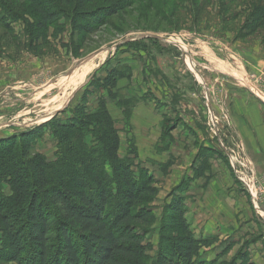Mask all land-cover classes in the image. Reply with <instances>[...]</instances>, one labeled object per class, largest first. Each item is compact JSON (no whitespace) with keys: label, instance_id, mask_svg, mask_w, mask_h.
Returning <instances> with one entry per match:
<instances>
[{"label":"rangeland","instance_id":"rangeland-1","mask_svg":"<svg viewBox=\"0 0 264 264\" xmlns=\"http://www.w3.org/2000/svg\"><path fill=\"white\" fill-rule=\"evenodd\" d=\"M7 1L22 17L10 26V30L5 29L0 23V126L12 120L20 124L21 128L11 131L10 127L5 128L8 130L0 128V138L37 127L46 122H41L44 117L49 118L48 121L55 112L65 109L57 117L67 119L83 100H86L90 110H94L97 108L98 97L105 93L99 91L97 82L102 84L100 79L106 75V70L118 65L132 67L133 79L120 80V89L116 92L118 95L115 101H109V109L117 120V127L120 130V154L125 155L129 144L135 142L140 161L144 166L150 167V172L158 181L159 193L151 204L156 214V223L148 236V241L151 243L149 254L152 257L149 264L153 258L156 259L164 204L171 191L181 184L186 195L192 191L193 186L196 191L195 196L204 191L209 198L215 195L214 193L224 190L221 187L227 179H233L226 169L228 163L222 159V162L219 161L217 159L219 157H216L217 163L212 164L213 180L209 177L211 181L201 180L194 182L193 185L192 180L186 179L187 172L190 173L191 168H194L192 162L197 158L198 150L193 147V135L190 134L189 139L185 137L187 133L186 128H183L185 122L192 126H195L194 122H199L207 141L218 148L216 144L218 135L215 132L217 128V133L224 144L240 161L239 169L244 172L247 179L251 178L254 195H257L255 189L258 190L264 209V174L256 170L255 162L250 158L247 149L241 147L232 122L233 117H237L233 109L236 107L235 102L237 99L243 100L246 96L240 92L235 94L236 96L232 95L238 91L237 88L240 90L248 88L249 90H246L255 97L264 98V66L255 63V60L264 61V24L254 32L250 31L249 26L253 11L257 7H262L264 0H135L129 4L124 2L125 6H120L112 16H102L103 21L95 24L87 33H80L79 29L75 28V23L70 21L72 9L79 2L75 0L71 5H63L69 17L63 16L49 29L46 37H41L36 32L33 34L37 13L30 1ZM107 4L110 5L106 0H87L84 7L79 6L78 11L96 12ZM80 22L88 23L78 19V23ZM170 41L175 42L176 45L171 44ZM181 48L191 54L189 59L181 54ZM101 51L107 52L106 58L102 62L98 56L93 59L91 62L96 61L98 66L88 74L84 83L72 93L61 109L53 110L48 115L47 111L58 104L59 95L63 96L64 87H60L59 83L61 79L75 71L83 60ZM109 57V63L104 64ZM154 59L161 66L163 73L157 71L158 75L152 77L149 89L155 91L151 93L153 96L155 93L161 101H164L162 107L155 105L150 97L144 98L145 101L139 104L140 100L138 101L136 97L142 92L145 95L150 94L148 93L150 90L145 92L147 86L142 79V73H144L143 69L148 71L149 68L154 69ZM194 61L211 64L214 67L220 65L225 71L236 73L242 79L238 82L233 77L229 78L230 75L226 77L204 70L203 78L200 79V74L197 77L200 79L199 82L196 80V75L188 71L189 66L198 65ZM147 70L146 72L149 73ZM119 95L134 98L131 127L124 119L123 109L118 107ZM205 96L208 98L206 99ZM163 112L171 114L173 119L178 117L180 119L178 125H181L183 131V136L178 138L177 145L173 148L176 159L172 162L171 165L174 167L167 176L162 175L159 166L152 163L153 160L166 161L170 155L168 153L160 155L156 152V141L163 132V130L160 132ZM213 114L217 117L216 125L211 120ZM48 128L47 126L44 129L43 135L38 139L35 151L53 159L57 150V141ZM130 135H134V141L130 139ZM185 142L189 143L190 147H185ZM228 160L230 164V159ZM249 160L254 164L253 171L249 169ZM207 169L211 171V166ZM135 170L137 171L136 167ZM179 170L181 172L178 173ZM241 188L248 194L242 186ZM6 190L9 192L7 187ZM218 196L222 194L218 193ZM245 204L252 206L250 200ZM250 209L253 211V207L247 208L249 212ZM249 212L246 216H243L242 212L236 215L243 216L239 219L243 226L248 221L245 219L249 217ZM214 213V217H217L218 213ZM258 215L262 220L260 227L264 229V214ZM216 219L218 220V217ZM217 220L205 222L210 224L224 222ZM224 220L228 230L231 228L230 221ZM231 238L222 241L221 244L227 246V241ZM215 239L216 243L212 247L204 249L208 259H214L221 247L217 242L225 238L215 237ZM231 243L229 245L232 247L231 250L222 255L220 260H230L239 249L238 246L234 247L233 241ZM165 254L170 255V251L167 249ZM0 264L19 263L0 259Z\"/></svg>","mask_w":264,"mask_h":264},{"label":"trees","instance_id":"trees-1","mask_svg":"<svg viewBox=\"0 0 264 264\" xmlns=\"http://www.w3.org/2000/svg\"><path fill=\"white\" fill-rule=\"evenodd\" d=\"M28 1L37 13L33 34L46 37L63 16L69 17L63 5L75 0ZM86 1L79 0L69 17L80 33L89 32L103 21L102 16H112L120 6L135 0H106L110 5L99 11L79 12ZM21 17L7 0H0V23L5 29L10 30ZM78 19L88 23H78ZM251 20V32L264 24V5L253 11ZM109 61L110 57L104 64ZM131 68L118 65L106 70L102 84L97 82L99 91L105 93L98 97L94 110L83 100L67 119L57 117L65 109L37 127L0 138V259L19 264H149L148 236L156 223L151 204L159 193L158 181L140 161L135 142L125 155L120 154V130L109 109L120 80L132 79ZM119 96L118 107L131 127L134 98ZM179 121L178 117H164L159 151L169 149L171 132ZM47 126L57 141L53 159L35 151ZM130 136L134 141V135ZM198 150L202 161L195 174L202 176L215 152L202 144ZM171 164L169 161L162 169L166 171ZM182 186L177 185L164 204L158 250L151 264H258L251 260L246 245L230 260L220 258L231 246L214 259L207 258L204 249L212 247L216 239L195 234L186 217Z\"/></svg>","mask_w":264,"mask_h":264},{"label":"crops","instance_id":"crops-1","mask_svg":"<svg viewBox=\"0 0 264 264\" xmlns=\"http://www.w3.org/2000/svg\"><path fill=\"white\" fill-rule=\"evenodd\" d=\"M170 42L171 44L176 45L175 42L173 41H170ZM203 47L205 48V45ZM181 50H182L181 54L185 55V57H188L189 59L191 54L184 51L182 48ZM255 59H257V57H255ZM196 63H198V65H196L195 67L189 66L190 68L188 69V71H190L194 76L196 75L197 81H199L197 77H199L200 75H201L200 78H203L202 72L204 70H208L209 72L217 73V74H220L226 77H229L230 75L229 78L233 77L234 80H237L238 82L242 79L241 77H238L236 73L231 74L230 72L225 71L223 67H221L220 65H218V67H214L211 64L207 65L206 63H204L205 64L204 65L203 63L199 61ZM255 63L257 65L264 66L263 60H260V61L255 60ZM154 66L155 67L153 70L151 68H149V71L146 69L151 74V76H149V73H147L146 70L143 69L144 73H142V77H143L142 79L145 85L147 86V89L145 92H148L150 90V92H148L150 94L145 95L142 92L141 95H138L140 99L139 104L145 101L144 98L150 97L155 102V105H157L158 107H162V102L164 101H161L160 97L156 95L155 93L153 96L151 93L155 91L149 89V87H151L150 81H152V77H155V75H158L157 71L161 74L163 73L161 66L159 65L157 60L155 61V59H154ZM250 85H252V83H250ZM237 89L238 91H235V93L232 95L236 96L235 94L240 92V93L245 94L246 96L245 98H243V100L237 99V101L235 102L236 107L233 109L237 117L235 118L234 116L232 119L233 128L235 130L237 139L239 140L241 147L243 149L244 147L247 149L250 155V158L255 162L256 170L264 174V99L258 98L257 96L255 97L253 93H249L247 91L249 90L248 88H245V90H240L239 88ZM205 98L207 99L208 97L205 96ZM174 110L176 111V109ZM162 115L163 116H162L160 123H162L165 116L168 115L171 117V114H169L168 112H163ZM194 123H195V126H192L191 124L185 122V127L183 128H186L185 129L187 132V133L185 132L186 139H189L191 137L190 134H192L193 135L192 137L194 138V139L192 138L193 147L195 146L198 150V146L202 144L212 149L215 152V154L209 157V165L211 166V171L210 169H205L204 175L196 176L195 172H197V169L201 163V161L197 159L198 151H199L198 150L196 153L197 158L194 159L192 162V164L194 165V168H191L190 173L187 172L186 179L192 180L193 181L191 182L192 184L194 182L201 181V180H203L204 182L213 180L214 178L213 168L214 167L212 164L213 162L217 163L218 160L221 162L222 160H224L226 163H228L229 168L226 166V169L228 170L231 177L233 176L232 177L233 179L231 180L227 179V181L224 183V186L221 187L224 190L214 193L216 196L215 195L209 196V198H207L206 193L203 191L204 189H202L203 193H198V195L195 196L194 192L196 191H194L193 186H192L191 190L193 192L190 191L188 194H186V204H187L186 217L189 223L191 224L192 229L194 230L195 234L198 237H202V238L224 237L225 238L224 240L219 239V241L217 242L219 244L218 246H221L218 251L216 250L218 253L223 251V249H225L229 245H231L232 244L231 242L233 241L234 247L238 246V248H241L243 245H246V248H248V251L251 256V260L253 262H256L258 264H264V229L263 228L261 229L260 227L262 220L260 219L258 215L259 213L264 214V209L262 208L263 201L261 200L259 196L258 190L255 189L258 196L254 195V193H252L253 191L250 192L245 187V185L240 181V179L237 177L235 170L232 167L231 163L229 164V160H228L229 157L226 151H224L220 147L219 140L222 141V139L219 136V134L216 138L217 140L216 144L218 145V148H217V147H214L212 143L207 141V139L205 138V133L203 132L202 127L200 126V123L199 122H197L198 124L196 122ZM19 125L20 124H17L13 122L12 120H9L6 123H2L0 128L5 129L6 127H10L9 129L11 131L12 129L17 130L21 128ZM161 126H163V123L161 124ZM161 126H160V132L162 131ZM189 127H191L192 129L188 130ZM178 129H180V131ZM5 130H8V129H5ZM177 130H178V133L176 132ZM171 133H172L173 139L170 142L169 149H168L169 151L168 150L159 151L158 149H156V152L159 153L160 155L167 154V153L170 154L168 159L166 161H160V162H156L153 160L152 162L153 164L159 166V170L161 169L160 171L162 175L164 176H167V174L170 173V171L174 167V165H171L166 171L162 169V165H165L169 161L174 162V159H176V155L173 152V148L175 145H177L178 138L181 135L183 136V131H181V125H177L175 130H173ZM160 138L156 141V147L160 142ZM185 147H190V144L185 142ZM216 157H219L217 158L218 160L216 159ZM146 167L150 168L149 166H146ZM237 168L239 169V165L237 166ZM249 169L251 171L255 170L254 164L250 160H249ZM179 172H181V170H179L178 173ZM209 177H211L210 178L211 180L208 179ZM241 186L244 188V190L248 194L242 191ZM228 188H230V190H228ZM255 188H257V186H255ZM199 192H200V189H199ZM218 193L222 194V196H218ZM249 200L252 203V206L250 205L245 206L246 205L245 202L246 201L249 202ZM248 207L249 208L253 207V211L250 209V212H249V210H247ZM214 212L218 213V216H217L218 220H221L224 222H221V223L219 222L218 224H215V223L210 224L209 222H205L206 220L208 221L217 220L216 219L217 217L216 216L214 217V214H215ZM239 212H242L243 216H246L247 213L249 212V217L245 219L248 221H246L244 226L242 225V221L239 220L243 216L240 214L236 216ZM228 216L230 218H228ZM224 219H227L230 221L229 226L231 228H228V230L226 227L227 225L225 226L226 221ZM233 219L235 222L232 221ZM230 237L232 238L231 240L227 241L228 243L227 246H225L224 244H221L222 241H226Z\"/></svg>","mask_w":264,"mask_h":264},{"label":"bare ground","instance_id":"bare-ground-1","mask_svg":"<svg viewBox=\"0 0 264 264\" xmlns=\"http://www.w3.org/2000/svg\"><path fill=\"white\" fill-rule=\"evenodd\" d=\"M106 51H101V52H99L97 54L91 55V57L87 58L86 60H83L81 62V64L79 63L80 66L75 71H72L69 75H66V76H64L61 79V82H59V83H60V87L61 86L64 87L63 96L59 95V97H58V99H59L58 104L55 107H52L51 109H49V111H47L48 115L53 110L61 109L64 106V103L69 99V97L72 95V93L79 86H81L84 83V81L86 80L88 74L94 68H96L98 66V63H96V61H94V62H91V61L98 56V59L102 62L106 58V56H107V52ZM231 74H233V73H231ZM200 79H202V78H200ZM54 97H56V96H54ZM213 116H214V119L217 120V117L214 114H213ZM47 119H49V118L44 117L43 119H41V122L47 121ZM250 190H251V192L253 190L252 189V184L250 185Z\"/></svg>","mask_w":264,"mask_h":264},{"label":"built area","instance_id":"built-area-1","mask_svg":"<svg viewBox=\"0 0 264 264\" xmlns=\"http://www.w3.org/2000/svg\"><path fill=\"white\" fill-rule=\"evenodd\" d=\"M211 120L213 122L214 125H216L214 116L211 117ZM218 122V121H217ZM216 134L217 133V128L215 129ZM220 143V147L226 151L229 159H230V163L232 165V167L235 170V173L237 175V177L240 179V181L245 185V187L251 192L250 190V185L253 184L251 178L247 179L246 175L244 174V172H242L241 170H239L237 168V166L239 165L240 161L235 157L234 153L232 151H230V148H228L227 146L224 145V143L222 141L219 140ZM243 176V177H242Z\"/></svg>","mask_w":264,"mask_h":264},{"label":"water","instance_id":"water-1","mask_svg":"<svg viewBox=\"0 0 264 264\" xmlns=\"http://www.w3.org/2000/svg\"><path fill=\"white\" fill-rule=\"evenodd\" d=\"M55 113H57V112H55ZM52 117H53V115H52ZM51 118V117H50Z\"/></svg>","mask_w":264,"mask_h":264}]
</instances>
